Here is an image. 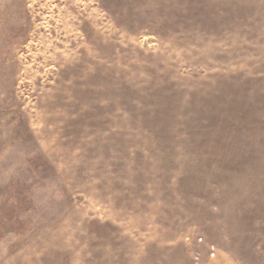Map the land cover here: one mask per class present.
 Segmentation results:
<instances>
[{"label":"rangeland","instance_id":"374dc122","mask_svg":"<svg viewBox=\"0 0 264 264\" xmlns=\"http://www.w3.org/2000/svg\"><path fill=\"white\" fill-rule=\"evenodd\" d=\"M0 264H264V0H0Z\"/></svg>","mask_w":264,"mask_h":264}]
</instances>
